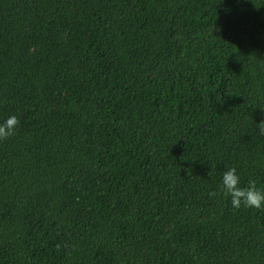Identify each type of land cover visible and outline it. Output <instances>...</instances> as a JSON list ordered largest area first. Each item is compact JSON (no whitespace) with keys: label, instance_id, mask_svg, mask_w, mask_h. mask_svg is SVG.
Masks as SVG:
<instances>
[{"label":"trees","instance_id":"1","mask_svg":"<svg viewBox=\"0 0 264 264\" xmlns=\"http://www.w3.org/2000/svg\"><path fill=\"white\" fill-rule=\"evenodd\" d=\"M10 114L0 264H264V0H0Z\"/></svg>","mask_w":264,"mask_h":264},{"label":"clouds","instance_id":"2","mask_svg":"<svg viewBox=\"0 0 264 264\" xmlns=\"http://www.w3.org/2000/svg\"><path fill=\"white\" fill-rule=\"evenodd\" d=\"M19 125V119L15 114H10L0 120V140L11 137ZM264 132V127L261 128ZM213 192L211 195H216ZM219 194L228 199L234 209L241 206L247 208H264V189L249 183L241 184V175L235 167H227L220 175Z\"/></svg>","mask_w":264,"mask_h":264}]
</instances>
